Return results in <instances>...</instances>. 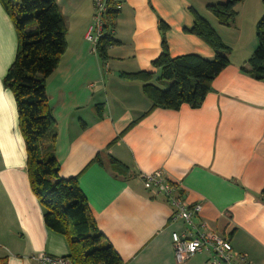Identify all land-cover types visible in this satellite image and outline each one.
I'll return each instance as SVG.
<instances>
[{
	"label": "crops",
	"instance_id": "0c3cea01",
	"mask_svg": "<svg viewBox=\"0 0 264 264\" xmlns=\"http://www.w3.org/2000/svg\"><path fill=\"white\" fill-rule=\"evenodd\" d=\"M119 1L114 33L119 44L109 49L103 65L86 41L95 0H57L67 25V50L48 80L47 96L60 177L78 178L99 230L124 264H208L205 253L177 263L172 233L180 226L171 222V205L141 179L157 170L188 204L202 205L199 219L226 235L236 255L264 264V81L241 72L257 47L253 29L262 13L252 19L245 0L236 7V22L225 27L207 10L225 0ZM191 10L232 49L231 64L213 81L200 109L184 105L148 114L152 104L143 83L122 75L150 72L156 81L159 20L169 27L172 58H215L189 33ZM249 16L251 23L242 25L241 17ZM17 48L15 27L0 4V264H38L42 255L66 258L70 248L64 236L45 226L30 187L15 99L3 85ZM97 106H103L102 115ZM110 156L128 168L126 177L108 167Z\"/></svg>",
	"mask_w": 264,
	"mask_h": 264
},
{
	"label": "trees",
	"instance_id": "16d2710c",
	"mask_svg": "<svg viewBox=\"0 0 264 264\" xmlns=\"http://www.w3.org/2000/svg\"><path fill=\"white\" fill-rule=\"evenodd\" d=\"M243 2L225 0L207 6V10L222 26L230 27L237 18L236 7ZM262 3L264 6V0ZM0 4L18 38L16 59L3 85L15 99L29 183L42 208L45 226L67 239L70 254L65 259L71 264H124L99 230L78 178L60 177L57 128L47 96L48 80L59 69L67 50V25L59 4L57 0H0ZM120 4L119 0H107L104 36L97 46V56L103 65L109 61V49L119 44L114 33ZM191 14L194 25L189 33L203 40L215 52V58L206 60L197 55L172 58L166 38L169 27L159 20L162 53L152 63L159 72L156 81L150 72L122 75L143 83V94L152 104L148 114L156 109L179 111L184 105L200 109L213 91V81L231 64L232 49L206 19L194 10ZM256 38L257 47L241 72L256 81H264V16L257 23ZM95 110L102 115L103 106ZM95 162L103 165L98 157ZM108 167L123 177L128 174V168L111 156Z\"/></svg>",
	"mask_w": 264,
	"mask_h": 264
},
{
	"label": "built area",
	"instance_id": "2783aa9c",
	"mask_svg": "<svg viewBox=\"0 0 264 264\" xmlns=\"http://www.w3.org/2000/svg\"><path fill=\"white\" fill-rule=\"evenodd\" d=\"M95 14L86 41L92 46V52L97 53V46L104 36V16L107 12V0H95ZM121 9V4L118 6ZM143 183L156 195L165 197L171 205L172 224L180 229L172 233L174 255L177 263H184L199 254L208 255V264H251L244 256L235 254L229 238L199 219L203 207L201 204H188L177 185L170 184L163 170L141 175ZM38 264H71L65 258H55L42 255Z\"/></svg>",
	"mask_w": 264,
	"mask_h": 264
},
{
	"label": "rangeland",
	"instance_id": "374dc122",
	"mask_svg": "<svg viewBox=\"0 0 264 264\" xmlns=\"http://www.w3.org/2000/svg\"><path fill=\"white\" fill-rule=\"evenodd\" d=\"M208 1V0H207ZM206 1V2H207ZM211 1V0H209ZM246 6L250 7L252 12L250 13V16H252V19H253V16L254 14H258L259 11L262 13L261 15V18L264 16V6H263V3H262V0H247V3H246ZM213 16V15H212ZM247 17L244 21H243V17H241L240 19V22L242 25L245 26L246 25H249L251 23V18ZM211 18V17H210ZM214 18V17H213ZM248 18H249V21H248ZM259 18V20L261 19ZM258 20V21H259ZM257 21V23H258ZM236 22V21H235ZM243 22V23H242ZM257 23L254 25V32H255V35H256V26H257ZM232 36V35H231Z\"/></svg>",
	"mask_w": 264,
	"mask_h": 264
}]
</instances>
